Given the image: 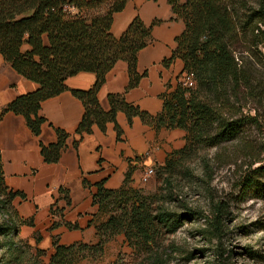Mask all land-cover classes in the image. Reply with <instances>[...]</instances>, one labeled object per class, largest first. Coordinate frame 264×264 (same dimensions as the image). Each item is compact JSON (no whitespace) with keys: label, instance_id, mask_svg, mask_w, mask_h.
Listing matches in <instances>:
<instances>
[{"label":"trees","instance_id":"obj_1","mask_svg":"<svg viewBox=\"0 0 264 264\" xmlns=\"http://www.w3.org/2000/svg\"><path fill=\"white\" fill-rule=\"evenodd\" d=\"M129 1L0 0V55L17 75L37 85L33 92L7 104L0 112V120L8 112L20 115L38 137L44 123L39 115L41 103L66 91L67 78L80 72L93 73L95 82L90 89L70 90L84 109L75 134H90L93 125L105 132L106 124L112 123L119 140L122 132L116 123L118 112L126 116L128 124L137 117L156 130L185 131L183 148L170 153L155 168L158 179L170 188L176 164L202 150L234 141L241 133V121L234 118L232 111L233 99L249 82L237 59L251 56L258 47L264 49V0H167L175 18L184 23V30L176 37L171 56L162 63L168 66L175 59L181 60L182 73L191 74L194 85L186 88L177 82L171 92L161 95L162 110L156 115L140 110L124 98L146 76V72L139 74L136 70L137 54L147 46L151 28L157 23L146 27L135 16L121 36H112L113 15ZM118 61L127 65L128 83L124 93L107 96L110 108L105 112L97 94ZM55 133L54 143H39L40 156L47 164L57 163L66 148L68 134L61 130ZM73 147L77 148V142ZM131 177L132 171L128 170L122 186L115 190L104 188L103 183L95 186L92 205L99 215H108L94 226L97 242L64 246L53 239L54 252L49 264H72L74 256L83 253L97 256L117 235L124 236L143 264H169L167 256L159 252L158 241L187 217L204 218L209 233L221 237L223 219L227 217V207L222 202L211 200L208 214L181 203L183 212L177 213L166 205L165 196L144 195L128 187ZM257 190L264 193L259 186ZM168 191L171 195L172 190ZM0 192H6L7 202L15 197L24 198L20 192L6 190L1 152ZM58 193L68 205L66 192L58 189ZM3 205L2 202L0 208ZM61 213L56 200L50 207V230L60 225L76 228L64 222Z\"/></svg>","mask_w":264,"mask_h":264},{"label":"crops","instance_id":"obj_2","mask_svg":"<svg viewBox=\"0 0 264 264\" xmlns=\"http://www.w3.org/2000/svg\"><path fill=\"white\" fill-rule=\"evenodd\" d=\"M135 16L146 27L157 23L151 28L147 46L137 54L136 70L139 74L146 72V76L137 87L127 91L124 98L140 110L156 115L162 110L161 95L171 92L184 75L181 60L175 59L168 66L162 63L171 56L175 39L184 30V23L175 18L167 0H130L121 12L113 15L112 36H121ZM94 82L93 73L80 72L65 80L66 91L43 101L39 115L44 123L38 137L30 132L20 115L8 112L0 120L4 184L10 189L27 191L32 200L22 214L31 215L34 221L46 225L51 216L50 207L57 200L58 208L62 209V220L76 225L73 229L60 225L50 231L51 235L60 238L58 243L64 246L97 242L94 226L99 224V214L97 207L92 205L97 184L103 183L108 190L118 189L128 170L132 171L131 179L135 180L139 172L163 164L170 153L180 150L185 144V131L156 130L144 125L137 117L128 124L122 112L116 114V123L122 132L119 140L112 123L106 124L105 132L93 125L90 134L81 137L75 134L84 109L70 90H88ZM127 83V65L118 61L107 73L97 94L103 111L110 108L107 96L124 93ZM36 88V84L17 75L0 55V112L16 97ZM55 130L68 134L66 148L57 163L47 164L40 156L39 143H54ZM74 142H77L76 149ZM58 189L66 192L68 205Z\"/></svg>","mask_w":264,"mask_h":264},{"label":"rangeland","instance_id":"obj_3","mask_svg":"<svg viewBox=\"0 0 264 264\" xmlns=\"http://www.w3.org/2000/svg\"><path fill=\"white\" fill-rule=\"evenodd\" d=\"M237 60L249 82L233 99L234 118L242 124L238 138L176 164L170 188L156 175V166L162 164L150 167L154 173L146 182L139 172L128 186L144 195L165 196L166 205L177 213L183 212L181 203L203 214L209 213L211 200L227 207L220 238L212 236L205 219L198 217L184 218L173 232L160 237L159 252L169 264H264V193L257 190L258 186L264 190V49L258 47L251 56ZM185 76L193 79L191 74ZM4 186L24 198L7 202L6 192H0V206L4 203L0 208V264H49L53 239L60 241L50 232L53 218L46 225L24 216L22 210L32 196ZM107 216L100 214L98 223ZM140 259L124 236L117 235L101 254L75 255L72 264H143Z\"/></svg>","mask_w":264,"mask_h":264},{"label":"built area","instance_id":"obj_4","mask_svg":"<svg viewBox=\"0 0 264 264\" xmlns=\"http://www.w3.org/2000/svg\"><path fill=\"white\" fill-rule=\"evenodd\" d=\"M178 82L183 87H186V88H192L194 85L193 80L190 77L185 76V74L179 79ZM153 173L154 172H153L152 168H146L145 171L143 172L141 181L146 182L153 175Z\"/></svg>","mask_w":264,"mask_h":264}]
</instances>
